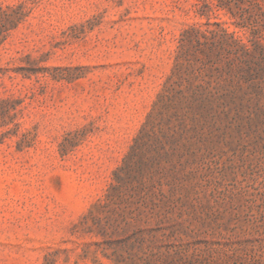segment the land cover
I'll list each match as a JSON object with an SVG mask.
<instances>
[{"label": "rangeland", "instance_id": "1", "mask_svg": "<svg viewBox=\"0 0 264 264\" xmlns=\"http://www.w3.org/2000/svg\"><path fill=\"white\" fill-rule=\"evenodd\" d=\"M238 2L0 0V264H264V53L250 112L174 95L190 26L264 44ZM143 182L166 230L120 216Z\"/></svg>", "mask_w": 264, "mask_h": 264}, {"label": "trees", "instance_id": "2", "mask_svg": "<svg viewBox=\"0 0 264 264\" xmlns=\"http://www.w3.org/2000/svg\"><path fill=\"white\" fill-rule=\"evenodd\" d=\"M216 1L219 7L228 9L237 18L234 9L238 8V0ZM211 3L206 1V6ZM252 31V38L246 43L221 23L186 29L179 39L176 67L180 84L187 83L188 89L176 90L175 97L191 109L206 110L205 115L214 119H235L245 111H252L244 102L261 76L256 58L258 53H264V44L257 40L254 26ZM137 188L125 204L124 215L120 213V216L129 225L131 221L155 220L158 229L166 230L165 225L174 221L171 216L174 208L163 210L150 196L151 187L146 183ZM143 241L144 238H140L136 242ZM107 247L105 249H111V244Z\"/></svg>", "mask_w": 264, "mask_h": 264}]
</instances>
